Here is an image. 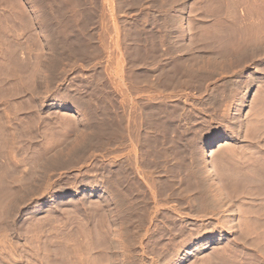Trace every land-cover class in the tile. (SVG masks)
Returning a JSON list of instances; mask_svg holds the SVG:
<instances>
[{
    "label": "rangeland",
    "instance_id": "rangeland-1",
    "mask_svg": "<svg viewBox=\"0 0 264 264\" xmlns=\"http://www.w3.org/2000/svg\"><path fill=\"white\" fill-rule=\"evenodd\" d=\"M0 264H264V0H0Z\"/></svg>",
    "mask_w": 264,
    "mask_h": 264
},
{
    "label": "bare ground",
    "instance_id": "bare-ground-1",
    "mask_svg": "<svg viewBox=\"0 0 264 264\" xmlns=\"http://www.w3.org/2000/svg\"><path fill=\"white\" fill-rule=\"evenodd\" d=\"M233 49V48H232ZM225 55V54H224ZM227 60V59H226ZM241 60V59H240ZM225 62V61H224ZM217 63V62H216ZM229 63V62H228ZM226 64V63H225ZM242 65V64H241ZM226 66H228V65H226ZM240 66V65H239ZM219 67H221V66H219ZM121 70V69H120ZM187 71V70H186ZM156 77V76H155ZM157 78V77H156ZM142 79V78H141ZM198 79V78H197ZM165 80V79H164ZM176 80V79H175ZM168 81V80H167ZM177 81V80H176ZM150 82V81H149ZM185 84V83H184ZM192 84V83H191ZM198 84V83H197ZM121 87V86H120ZM124 92V91H123ZM160 93V92H159ZM157 94V93H156ZM139 102V101H138ZM127 105V104H126ZM121 113H122V111H121ZM143 113V112H142ZM118 114H119V112H118ZM122 115V114H121ZM118 116V115H117ZM125 116V115H124ZM124 116H122V117H124ZM122 117L121 116H119V126L118 127H116V129H118L117 131L119 132V136H120V133L122 132V130H123V126H126L125 124L122 126V123H124V122H122V121H125L126 122V119L125 120H122ZM151 117V116H150ZM126 118V117H125ZM118 119V118H117ZM116 119V120H117ZM135 121V120H134ZM151 122V121H150ZM118 123V122H117ZM115 124V123H114ZM174 124V123H173ZM128 126V125H127ZM126 128V127H125ZM129 128V127H128ZM99 130V129H98ZM116 131V132H117ZM117 132V133H118ZM138 132V131H137ZM104 133H106V132H104ZM123 133V132H122ZM121 133V134H122ZM116 135V134H115ZM123 136V135H122ZM120 138H121V136H120ZM123 138V137H122ZM120 140V139H119ZM135 142V141H134ZM137 142V141H136ZM100 143V142H99ZM93 144V143H92ZM125 149V148H124ZM128 154V153H127ZM232 156V155H231ZM196 160V159H195ZM7 161V160H6ZM218 162V161H217ZM255 163V162H254ZM142 167V166H141ZM228 167V166H227ZM209 169V165L208 166H206V169L205 170H208ZM210 170H211V167H210ZM225 171V170H224ZM233 171V170H232ZM230 172V171H229ZM149 174V173H148ZM118 175H119V173H118ZM234 174H232V176H233ZM253 175V174H252ZM17 177V176H16ZM125 177V176H124ZM47 178V177H46ZM227 179H228V177H227ZM263 180V179H262ZM235 181V180H234ZM259 181V180H258ZM12 182V181H11ZM11 182H10V184H11ZM14 182V181H13ZM151 182V181H150ZM262 182V181H261ZM16 183V182H15ZM221 183V182H220ZM239 183V182H238ZM243 183V182H242ZM263 183V182H262ZM34 184V183H33ZM222 185V184H221ZM238 186V185H237ZM236 186V187H237ZM250 186V185H249ZM17 187V186H16ZM217 187V186H216ZM116 188V187H115ZM219 188V187H218ZM222 189V188H221ZM219 191V190H218ZM228 193V192H227ZM177 194V193H176ZM216 196V195H215ZM157 199V198H156ZM10 203V202H9Z\"/></svg>",
    "mask_w": 264,
    "mask_h": 264
}]
</instances>
